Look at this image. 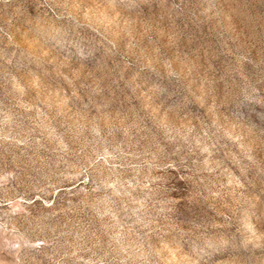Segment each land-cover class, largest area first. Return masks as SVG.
<instances>
[{
	"label": "rangeland",
	"instance_id": "1",
	"mask_svg": "<svg viewBox=\"0 0 264 264\" xmlns=\"http://www.w3.org/2000/svg\"><path fill=\"white\" fill-rule=\"evenodd\" d=\"M0 264H264V0H0Z\"/></svg>",
	"mask_w": 264,
	"mask_h": 264
}]
</instances>
